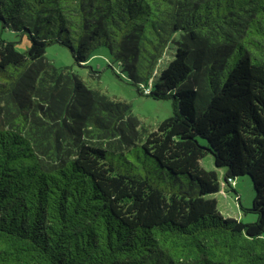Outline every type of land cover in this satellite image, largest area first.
<instances>
[{"label": "trees", "instance_id": "1", "mask_svg": "<svg viewBox=\"0 0 264 264\" xmlns=\"http://www.w3.org/2000/svg\"><path fill=\"white\" fill-rule=\"evenodd\" d=\"M0 21L30 42L0 34V264H264V0H0ZM55 43L80 67L106 47L172 116L148 132ZM134 148L189 189L119 169ZM242 176L251 223L214 197Z\"/></svg>", "mask_w": 264, "mask_h": 264}, {"label": "rangeland", "instance_id": "2", "mask_svg": "<svg viewBox=\"0 0 264 264\" xmlns=\"http://www.w3.org/2000/svg\"><path fill=\"white\" fill-rule=\"evenodd\" d=\"M0 34L7 41L14 42L19 51H27L30 42L26 35L12 30H3L0 21ZM46 59L58 68H68L84 80L91 89L100 90L115 101L126 102L131 105L132 114L138 118L141 127H145L148 132L157 129L158 125L166 118L172 116L173 107L170 100H155L146 95H140L136 88L130 83L126 73H124L119 64L112 58L106 47H99L94 50L85 66H78L70 50L58 43L52 44L46 49ZM171 53H168L163 59L159 70H163L172 59ZM147 132V133H148ZM138 149H133L130 156V162L135 166L127 168V164L121 161V157H114L115 163L122 171H129L134 174H141L149 177L153 183L169 191H179L189 189L188 180H173L152 161L147 160L143 152L138 155ZM203 166L207 169L215 168L212 157H207L203 161ZM237 195L232 191L222 189L214 195L218 201V207L221 213L227 218H235L245 223L255 221L253 214H243L240 208L239 200L244 208H250L254 199V189L251 179L248 176L237 178L234 186Z\"/></svg>", "mask_w": 264, "mask_h": 264}]
</instances>
